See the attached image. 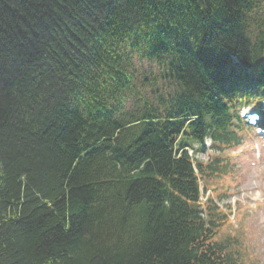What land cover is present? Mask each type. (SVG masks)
Segmentation results:
<instances>
[{"label": "trees", "instance_id": "1", "mask_svg": "<svg viewBox=\"0 0 264 264\" xmlns=\"http://www.w3.org/2000/svg\"><path fill=\"white\" fill-rule=\"evenodd\" d=\"M263 101L264 0H0V264H249L198 183Z\"/></svg>", "mask_w": 264, "mask_h": 264}, {"label": "rangeland", "instance_id": "2", "mask_svg": "<svg viewBox=\"0 0 264 264\" xmlns=\"http://www.w3.org/2000/svg\"><path fill=\"white\" fill-rule=\"evenodd\" d=\"M253 109V106L241 110ZM264 119V103H262ZM254 130V129H253ZM244 135L243 144L238 149L228 150L236 160L235 177L222 180L229 181V195H223L222 204L229 203L233 198L237 212L234 222L226 228L230 240H237L250 255L249 264H264V140L256 131ZM211 153H203L200 160H206Z\"/></svg>", "mask_w": 264, "mask_h": 264}, {"label": "bare ground", "instance_id": "3", "mask_svg": "<svg viewBox=\"0 0 264 264\" xmlns=\"http://www.w3.org/2000/svg\"><path fill=\"white\" fill-rule=\"evenodd\" d=\"M246 28V27H245Z\"/></svg>", "mask_w": 264, "mask_h": 264}]
</instances>
